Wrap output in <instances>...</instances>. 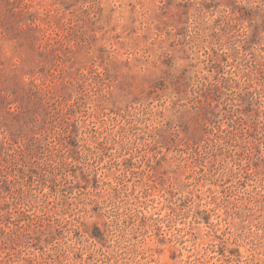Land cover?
<instances>
[{"label":"rangeland","instance_id":"rangeland-1","mask_svg":"<svg viewBox=\"0 0 264 264\" xmlns=\"http://www.w3.org/2000/svg\"><path fill=\"white\" fill-rule=\"evenodd\" d=\"M0 264H264V0H0Z\"/></svg>","mask_w":264,"mask_h":264}]
</instances>
